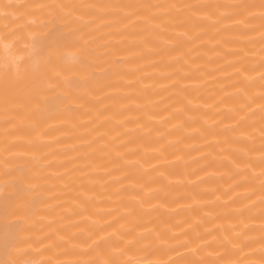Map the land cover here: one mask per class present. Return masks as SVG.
<instances>
[{
	"label": "bare ground",
	"instance_id": "6f19581e",
	"mask_svg": "<svg viewBox=\"0 0 264 264\" xmlns=\"http://www.w3.org/2000/svg\"><path fill=\"white\" fill-rule=\"evenodd\" d=\"M0 264H264V0H0Z\"/></svg>",
	"mask_w": 264,
	"mask_h": 264
}]
</instances>
